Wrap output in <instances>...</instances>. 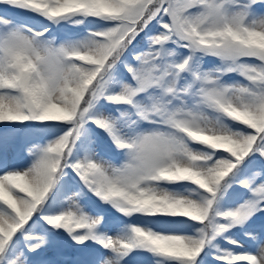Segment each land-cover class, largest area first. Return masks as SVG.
Masks as SVG:
<instances>
[{
    "label": "snow or ice",
    "instance_id": "obj_1",
    "mask_svg": "<svg viewBox=\"0 0 264 264\" xmlns=\"http://www.w3.org/2000/svg\"><path fill=\"white\" fill-rule=\"evenodd\" d=\"M264 264V0H0V264Z\"/></svg>",
    "mask_w": 264,
    "mask_h": 264
},
{
    "label": "rangeland",
    "instance_id": "obj_2",
    "mask_svg": "<svg viewBox=\"0 0 264 264\" xmlns=\"http://www.w3.org/2000/svg\"><path fill=\"white\" fill-rule=\"evenodd\" d=\"M241 264H246V262H241Z\"/></svg>",
    "mask_w": 264,
    "mask_h": 264
}]
</instances>
